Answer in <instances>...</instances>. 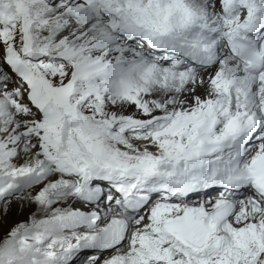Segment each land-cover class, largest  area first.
<instances>
[{
  "label": "snow or ice",
  "instance_id": "snow-or-ice-1",
  "mask_svg": "<svg viewBox=\"0 0 264 264\" xmlns=\"http://www.w3.org/2000/svg\"><path fill=\"white\" fill-rule=\"evenodd\" d=\"M33 204L0 264H264V0H0V217Z\"/></svg>",
  "mask_w": 264,
  "mask_h": 264
},
{
  "label": "bare ground",
  "instance_id": "bare-ground-1",
  "mask_svg": "<svg viewBox=\"0 0 264 264\" xmlns=\"http://www.w3.org/2000/svg\"><path fill=\"white\" fill-rule=\"evenodd\" d=\"M21 163L23 160L20 161ZM33 215H36L38 218H43L42 215L38 212L36 205H31L23 214L19 212H14L7 217H0V245L4 243V241L10 238L11 231L22 222H30V219ZM87 254H82L75 261L74 264H84L85 256Z\"/></svg>",
  "mask_w": 264,
  "mask_h": 264
},
{
  "label": "rangeland",
  "instance_id": "rangeland-1",
  "mask_svg": "<svg viewBox=\"0 0 264 264\" xmlns=\"http://www.w3.org/2000/svg\"><path fill=\"white\" fill-rule=\"evenodd\" d=\"M82 255V254H81ZM81 255H80V257H81ZM83 264V263H82Z\"/></svg>",
  "mask_w": 264,
  "mask_h": 264
}]
</instances>
